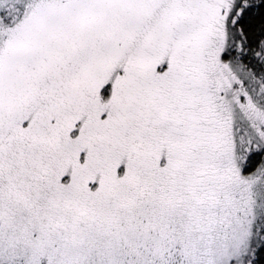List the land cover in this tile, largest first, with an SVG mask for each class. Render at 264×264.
<instances>
[{"label":"snow or ice","instance_id":"1","mask_svg":"<svg viewBox=\"0 0 264 264\" xmlns=\"http://www.w3.org/2000/svg\"><path fill=\"white\" fill-rule=\"evenodd\" d=\"M0 264H264V0H0Z\"/></svg>","mask_w":264,"mask_h":264}]
</instances>
